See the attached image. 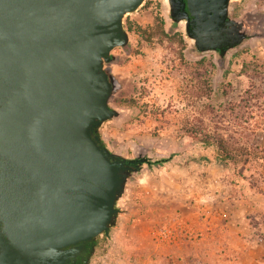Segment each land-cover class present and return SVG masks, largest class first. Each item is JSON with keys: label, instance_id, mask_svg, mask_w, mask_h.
I'll list each match as a JSON object with an SVG mask.
<instances>
[{"label": "rangeland", "instance_id": "374dc122", "mask_svg": "<svg viewBox=\"0 0 264 264\" xmlns=\"http://www.w3.org/2000/svg\"><path fill=\"white\" fill-rule=\"evenodd\" d=\"M177 7L172 0H143L127 11L123 39L102 62L117 89L108 84L110 115L93 132L126 167L107 229L65 255V264H218L221 247L237 241L218 207L204 209L207 196L222 187L231 199L264 186L262 138L250 143L259 148L257 159L224 167L214 161V149L205 150L186 131L214 127L209 107L226 118V109L252 86L264 90V0H224L209 9L198 31ZM124 99L136 103L127 106ZM202 155L213 163L193 161ZM19 255L16 264H23Z\"/></svg>", "mask_w": 264, "mask_h": 264}, {"label": "water", "instance_id": "95a60500", "mask_svg": "<svg viewBox=\"0 0 264 264\" xmlns=\"http://www.w3.org/2000/svg\"><path fill=\"white\" fill-rule=\"evenodd\" d=\"M142 2L0 0V221L23 264H65L107 229L126 162L91 132L110 115L102 62Z\"/></svg>", "mask_w": 264, "mask_h": 264}, {"label": "trees", "instance_id": "16d2710c", "mask_svg": "<svg viewBox=\"0 0 264 264\" xmlns=\"http://www.w3.org/2000/svg\"><path fill=\"white\" fill-rule=\"evenodd\" d=\"M228 77V73L225 74V78ZM107 80L114 91L117 89L116 79L109 73H107ZM206 82L209 87L210 93L212 92V81L208 77ZM224 96H227L226 92H223ZM122 104L131 106L135 105V100L124 99ZM210 120L215 121L213 128L209 130L190 128L186 129L187 136L193 141L198 142L201 146L207 149L215 150L214 161L224 167L237 165V164H249L252 159H257V146H251L250 143L253 139L262 138L259 137V133L264 131V90L262 87L252 86L239 103L231 105L226 109L229 115L222 113V116L216 115V110L212 107L208 109ZM218 122H221V127L218 126ZM222 123H226L223 126ZM92 136L97 139L94 132H91ZM263 135V134H262ZM99 145L102 146L99 141ZM167 159L156 162L160 165L166 162ZM194 162L201 165H210L213 160L207 156L202 155L193 159Z\"/></svg>", "mask_w": 264, "mask_h": 264}, {"label": "crops", "instance_id": "0c3cea01", "mask_svg": "<svg viewBox=\"0 0 264 264\" xmlns=\"http://www.w3.org/2000/svg\"><path fill=\"white\" fill-rule=\"evenodd\" d=\"M262 144L264 147V137ZM223 191L221 187L219 193H209L204 205L206 211L219 208V217L237 241L234 248L221 247L219 256L224 258L218 264H264V186L261 191L250 186L231 199Z\"/></svg>", "mask_w": 264, "mask_h": 264}, {"label": "flooded vegetation", "instance_id": "af4514ba", "mask_svg": "<svg viewBox=\"0 0 264 264\" xmlns=\"http://www.w3.org/2000/svg\"><path fill=\"white\" fill-rule=\"evenodd\" d=\"M177 4L178 12L187 15L190 19L191 29L198 31L200 24L206 18V14L213 7L212 0H173ZM6 81L0 78V87L6 85ZM8 96L0 92V109L6 103ZM18 250L3 233V223L0 221V264H16ZM30 264V262H29ZM49 264V263H48Z\"/></svg>", "mask_w": 264, "mask_h": 264}]
</instances>
